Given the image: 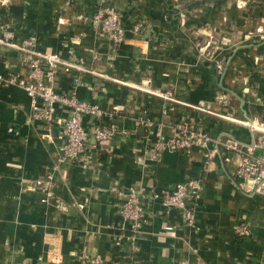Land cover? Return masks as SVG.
I'll use <instances>...</instances> for the list:
<instances>
[{
    "label": "crops",
    "instance_id": "1",
    "mask_svg": "<svg viewBox=\"0 0 264 264\" xmlns=\"http://www.w3.org/2000/svg\"><path fill=\"white\" fill-rule=\"evenodd\" d=\"M111 1L127 28L117 46L82 18L102 0H0V40L36 36L38 51L81 64L85 70L58 71L57 90L118 107L115 121L128 131L62 166L54 193L68 209L60 211L32 187L59 157L60 131L33 116L23 89L0 83V264H94L96 257L99 264H264V194L243 190L236 174L243 154L264 160V0ZM26 72L19 52L0 42V73ZM140 117L153 130L162 125L166 137L187 120L239 141L242 152L226 160L223 149L194 148L151 161L144 154L150 130L137 125ZM192 178L204 184L198 229L152 198ZM130 186L145 192L149 216L135 252L113 244L122 222L113 190ZM243 220L250 236L236 233Z\"/></svg>",
    "mask_w": 264,
    "mask_h": 264
},
{
    "label": "built area",
    "instance_id": "2",
    "mask_svg": "<svg viewBox=\"0 0 264 264\" xmlns=\"http://www.w3.org/2000/svg\"><path fill=\"white\" fill-rule=\"evenodd\" d=\"M82 18L88 20L97 32L106 35L115 46L126 39L127 28L119 9L111 0H102L92 16H82ZM143 28L144 22L139 20L133 29L139 32ZM11 37L13 35L8 33L0 42L19 52L22 61L27 65V72L22 76L10 77L0 73V83L23 89L31 99L33 116L44 120L49 127H57L63 139L61 152L52 170L35 179L32 187L42 192L43 203L54 204L58 210L66 211L67 204L56 198L54 193L57 172L64 164L78 161L89 148H95L98 143L113 139L118 134H126L128 131L120 129L115 121L120 111L118 107L103 108L97 103L81 99L75 91L57 90L55 80L58 71L60 69L70 71L73 68L79 71L85 70L81 64L65 60L56 52L38 51L36 36L25 38L19 43L10 42ZM75 83L76 85L81 83L80 76L75 77ZM163 97L171 99L169 94ZM66 113L70 115L66 116ZM137 125L150 130L149 142L144 154L151 161H158L165 151L189 153L194 148L207 149L212 154H217L220 149L235 153L242 152L239 141L232 138L223 140L204 128L193 126L187 120H181L175 124L172 127L173 135L170 137L165 136L163 126L160 124L153 130L155 123L145 117H140ZM225 159L229 160L230 157ZM236 174L239 178V186L243 190L264 194V160L262 158L243 154ZM113 191L117 194V211L122 218L114 235L113 244L115 247L129 244L135 252L138 249L140 234L149 221L145 202L146 194L136 186L115 187ZM203 191V180L192 178L178 182L172 188L154 191L152 198L159 201L166 210H180L185 225L191 229H198L196 212L201 205ZM85 202L78 204L79 208H84ZM235 230L239 236L246 237L252 234L253 227L249 221L243 220L236 224ZM166 232L174 234V228L165 225L164 233ZM101 260L102 258L96 257L92 263L99 264Z\"/></svg>",
    "mask_w": 264,
    "mask_h": 264
},
{
    "label": "trees",
    "instance_id": "3",
    "mask_svg": "<svg viewBox=\"0 0 264 264\" xmlns=\"http://www.w3.org/2000/svg\"><path fill=\"white\" fill-rule=\"evenodd\" d=\"M224 151H225V152H229V153H228L229 155L225 153V158H227V157H231L230 154L233 153V151L223 149V152H224Z\"/></svg>",
    "mask_w": 264,
    "mask_h": 264
}]
</instances>
